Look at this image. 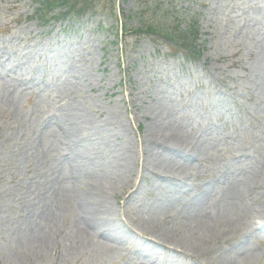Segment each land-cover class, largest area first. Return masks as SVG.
Returning a JSON list of instances; mask_svg holds the SVG:
<instances>
[{
  "label": "rangeland",
  "instance_id": "1",
  "mask_svg": "<svg viewBox=\"0 0 264 264\" xmlns=\"http://www.w3.org/2000/svg\"><path fill=\"white\" fill-rule=\"evenodd\" d=\"M92 1L83 17L44 25L33 17L35 0H0V264H166L163 259L178 250L172 244L190 230L180 225L185 214L177 222L172 216L179 208L188 212L193 201L168 184L154 189L150 175L141 178L142 188L138 185L143 159L152 151L143 139L163 121L166 131L183 136L186 149L199 143L203 160L185 165L171 154L166 170L154 160L145 162L147 168L163 175L187 171L195 191L203 185L216 202L221 196L225 202L223 194L234 183L248 187L241 208L207 204L206 210H215L211 219L224 224L233 239L206 260L264 264V234L253 226L255 207L264 202V0H117L119 27L127 21L136 30L147 24L184 29L198 21L199 61L169 57L170 47L146 29L119 33L108 0ZM77 113L94 127L110 129L106 134L98 126L91 135L86 129L84 140L100 142L107 153L109 139L120 160H136L119 186L111 169L95 167L94 152L78 162L82 170L75 182L69 123ZM110 120L126 132L110 128ZM175 158L181 162L173 163ZM101 181L114 190L105 189L117 222L129 227L145 205H162L157 227L139 226L148 241L94 245L99 237L83 226L79 202L87 185ZM257 182L261 188L250 187ZM47 187L51 197L42 190ZM27 218L39 226L31 227ZM40 233L47 235L46 244ZM222 236L215 239L219 250L227 240ZM243 237V251L238 246L232 253ZM154 239L165 251L155 259L140 256ZM180 257L176 264H198L194 257Z\"/></svg>",
  "mask_w": 264,
  "mask_h": 264
},
{
  "label": "bare ground",
  "instance_id": "2",
  "mask_svg": "<svg viewBox=\"0 0 264 264\" xmlns=\"http://www.w3.org/2000/svg\"><path fill=\"white\" fill-rule=\"evenodd\" d=\"M78 115L74 118V116L70 119V131L71 134V140L74 141L75 149H74V159L75 163L78 164V162H81L80 159L86 158L91 154L92 152L95 153L99 157V161L96 162L95 167L101 168L103 170L109 169V171L112 170L113 173V182L116 183L115 185L122 184L121 182H125L126 174L129 172V168L132 167L133 163L136 162V160L129 156H124L122 160L119 159V156L122 154L118 153L116 154L115 145L111 143V148L108 147L106 140L109 141V139L104 140V144L106 149H108L107 153H104V149H101V143L99 142H91L90 140H84L82 138L85 134L81 135L82 131L88 130V133L94 131V128L100 127L101 131L103 133L109 134L110 129H108V126L101 127V124H98L96 127L92 125L93 120L86 119L82 113H77ZM115 120V119H114ZM117 121L113 122L110 120L109 124L110 128L113 129V127L119 128L117 133L120 131L126 132V128L120 124L116 125ZM108 124V125H109ZM156 122L153 121L152 127H154V130ZM164 125V126H163ZM165 122H162V127L159 126L157 130L153 131L151 136H148L147 138H144L143 140H147L146 142H149L151 145L149 148L152 149L151 152L148 153L147 158L145 157L143 160L146 162L148 160H151L153 162H156L158 167H160V170H166L163 168L164 164L167 162V159H165L167 156L173 154L176 158L181 159V161H184V164H190L192 162H196V159H199V153L201 151V146L199 144H196L193 148L190 146L186 147V141L183 139V136L181 134H178L176 131H166L164 129ZM114 130V129H113ZM115 132V131H114ZM116 133V132H115ZM100 134V133H98ZM91 135V134H90ZM142 156L146 149L142 146ZM113 153L112 158L107 159L110 154ZM116 154V155H115ZM175 158V159H176ZM107 159V160H106ZM147 159V160H146ZM176 159L173 163H179L180 160ZM97 161V160H96ZM145 162H143V169L140 170V177H138L137 180L140 181L138 185L142 188L143 184L141 181V178H147L148 175L151 176V179H153L154 186L158 187L159 189L162 188L165 184H168L171 186L173 191L179 193L186 192V194L192 193L190 187L186 185L185 182L180 180H174L176 178V175L179 176H186L185 173H183L180 169L177 171H173L172 175L167 174L163 175L160 170H154L153 168H147L145 166ZM160 165V166H159ZM111 169V170H110ZM82 170L81 164L79 163L77 166H74L72 168V174L75 177V182L79 181V172ZM108 171V172H109ZM107 172V173H108ZM59 180V178H58ZM60 181V180H59ZM136 182V180H135ZM107 184L103 181L100 182V184H90L87 185V191L83 193L82 199H80L79 206H80V216L83 221V226L86 227L90 233L95 234L99 239L97 240L96 246L98 247H104L107 243L112 242H118L120 244H125L129 240L135 239L138 235H136L133 232H128L127 229L123 230L120 223L117 222V216L114 214V212L110 208V204H108V201L110 198L108 197L109 194L106 193L105 189L108 190L109 193H114V190L111 187L106 186ZM239 183H234L232 185V190L229 193L224 194V200L220 199V204L223 203L226 205L227 208H241V201L244 200L245 195V189L241 186V188L238 186ZM137 186V183L134 185ZM139 188V187H138ZM45 192H47V189H42ZM242 190V191H241ZM207 199L206 195H203L202 200L199 199V196L196 197V203H194L192 206L196 210L199 208L204 201ZM219 204V205H220ZM28 205V204H27ZM30 206V205H28ZM34 208V206H31ZM49 205H46L45 208L48 209ZM257 208V207H255ZM156 210V208H154ZM256 215L258 217V220L262 223L264 222V202L262 206L259 209V213L256 212ZM115 217V219H114ZM29 221L31 227L37 228L39 224H36L34 219H28L26 222ZM200 223L196 228L189 230V234H184L181 238L175 240V242L172 244L175 248L184 254L183 259L186 255H189L187 257H193L198 255L199 258L208 259L211 257H214L215 255L219 254V249H217L215 246V239L221 238V236H225L224 232L225 230L222 229L224 227V224L222 223H215L213 221H203L199 220ZM36 224V225H35ZM228 225L230 223L228 222ZM137 229V228H135ZM134 229V230H135ZM264 231V229H263ZM224 233V234H223ZM43 233H40L39 236H42L40 240L42 241V244H46L47 241V235H42ZM84 235V233H82ZM38 236V238H39ZM138 239H142L140 236H138ZM55 241L54 239H52ZM213 240V242H211ZM239 245L233 244L231 252H237L238 246L243 251V247H245V237L238 238ZM39 247V246H38ZM140 249V247H139ZM187 249H192V251H187ZM160 251V247H154L151 248H145L142 246V248L138 251L139 255L142 257H151L152 259H155L156 255ZM235 252V253H236ZM193 253V254H191ZM181 257L173 256L168 259V262L166 264H176L177 260H179ZM198 264H200L198 262ZM202 264V263H201ZM207 264V263H205ZM220 264H248V262L242 261V263H235L232 262V260H223L220 262Z\"/></svg>",
  "mask_w": 264,
  "mask_h": 264
},
{
  "label": "trees",
  "instance_id": "3",
  "mask_svg": "<svg viewBox=\"0 0 264 264\" xmlns=\"http://www.w3.org/2000/svg\"><path fill=\"white\" fill-rule=\"evenodd\" d=\"M86 1V0H85ZM84 2L83 0H40L42 10H39V14L45 15L50 13L54 9L65 8L67 12H63L67 16H71L75 12L79 14L80 10H77V5Z\"/></svg>",
  "mask_w": 264,
  "mask_h": 264
}]
</instances>
